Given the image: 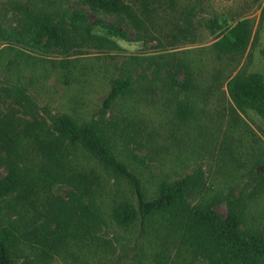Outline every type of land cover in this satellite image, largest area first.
<instances>
[{
    "label": "rangeland",
    "instance_id": "rangeland-1",
    "mask_svg": "<svg viewBox=\"0 0 264 264\" xmlns=\"http://www.w3.org/2000/svg\"><path fill=\"white\" fill-rule=\"evenodd\" d=\"M121 1L130 15L93 8L85 0H0V128L18 139L21 157L14 161L27 179L43 175L41 144L53 131L49 114L68 115L105 133L117 158L141 178L147 197L164 180L201 173L192 205L212 204L225 218L230 204L239 202L245 205L243 230L264 229V114L239 109L226 85L240 70L264 76V0ZM66 14H82L85 24H95L93 34L106 36L97 23L102 21L124 37L110 34L115 45L99 49ZM213 19L222 26L216 33L209 28ZM242 19L253 32L245 52L231 57L216 51L218 34ZM56 27L66 34L62 47L48 41L47 29ZM12 31L22 39H8ZM120 72L131 75L132 94L99 111ZM7 154L0 145V179L10 169ZM65 160L64 176L41 180L28 200L22 198L25 190L9 196L16 207L1 211L0 220L54 229L51 205L63 200L82 218L77 199L102 219L96 225L85 219L88 232L69 239V247L53 257L39 258V264H212L214 246L181 244L175 224L161 215L142 236L139 217L131 226L116 223L115 205H137L128 180L80 146ZM25 252L37 260L29 247Z\"/></svg>",
    "mask_w": 264,
    "mask_h": 264
},
{
    "label": "trees",
    "instance_id": "trees-1",
    "mask_svg": "<svg viewBox=\"0 0 264 264\" xmlns=\"http://www.w3.org/2000/svg\"><path fill=\"white\" fill-rule=\"evenodd\" d=\"M85 2L93 8L129 15L132 13L130 6L121 0H85ZM66 16L74 28L84 29L87 38L95 41V45L99 49L115 45V42L108 37L110 34L124 37V33L102 21L97 23L107 29L106 36L93 34L91 31L95 24H85L82 14H66ZM209 28L212 33H216L222 26L216 19H213ZM56 29L57 27L54 28L55 31L53 28L47 29L48 41L62 47L65 42L63 36L66 34L62 28L60 34ZM1 31L0 27V35ZM252 33L250 21L242 19L227 30H222L213 42V48L223 55L241 56L251 41ZM15 36L22 39L20 34L13 31L8 39ZM261 53L264 57V47ZM190 83V79L186 80L183 82V87L188 88ZM226 85L229 96L239 109H254L264 114V76L262 74L246 73L240 70L227 79ZM10 87L14 88V86ZM133 88L131 75L125 76L122 72L117 74L111 81L110 90L104 97L99 111L103 112L113 108L121 98L131 95ZM17 89L18 92H25L24 87H17ZM49 118L53 123V131L52 138H48L47 142L43 139L41 144L43 147L42 157L47 160L42 170L43 175L38 173L37 177L33 176L30 179H27L22 168L13 159L21 157L16 147L19 144L18 139L11 138V133L6 134V131L0 128V145L7 149V159L11 161L9 172L0 179V216L1 211L6 208L15 209L16 206L7 200L12 194L25 190L27 193H24L22 198L28 200V195L35 191L41 180L47 177L64 176L62 167L66 164L65 157L68 156L72 148L80 146L98 159L104 167L111 168L115 173L125 177L133 188L137 199L136 206L130 202H124L112 208V218L119 225L131 226L134 220L139 217L142 236L147 232L149 221L156 215H161L175 224L176 232H179L181 237V244L191 241L192 244L196 242L203 246L209 244L214 246L218 254L213 258L212 264H264V229H255L252 232L243 230L245 205L240 206L239 202L231 203L225 218L219 216L212 204L192 205L189 198L194 191L199 189L201 173L198 175L187 173L174 179L164 180L157 193L153 197H147L141 178L129 168L126 162L117 158L109 138L95 124L90 121L78 123L68 115L49 114ZM7 122H9L8 119ZM49 164L52 167L49 168ZM66 180L73 183L72 178L68 177ZM74 184L78 185L77 182ZM77 200L78 209L83 212L82 218L75 216L76 209L67 208L70 203L63 200L51 205L53 213L51 221L55 222L54 229H47L35 224L31 228L32 224L27 220H17L11 217L1 219L0 264H39L37 262L39 258L53 257L59 249L69 247V239L74 240L80 234L88 232L89 230L84 232V229L90 221L92 225L98 224L102 218L94 208L85 204L82 199ZM85 219H90V221L84 222ZM35 244L38 248L33 246ZM27 247L31 249L34 254H30L33 257L36 256L37 260L25 252ZM35 249H39L40 252L35 254ZM122 259L123 256H118L116 262L119 263Z\"/></svg>",
    "mask_w": 264,
    "mask_h": 264
}]
</instances>
